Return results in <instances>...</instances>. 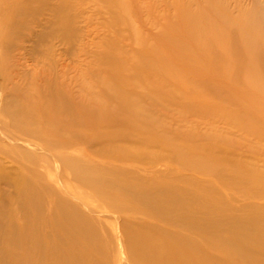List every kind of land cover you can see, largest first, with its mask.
I'll return each instance as SVG.
<instances>
[{"label":"bare ground","instance_id":"bare-ground-1","mask_svg":"<svg viewBox=\"0 0 264 264\" xmlns=\"http://www.w3.org/2000/svg\"><path fill=\"white\" fill-rule=\"evenodd\" d=\"M83 1L0 0V264H264V204L244 201L264 165L234 157L224 133L195 142L164 123L131 81L141 56L117 38L98 41L99 66L77 83L57 42L89 57ZM98 1L117 26L121 0ZM168 4V43L182 47L150 50L141 66L183 90L194 81L225 121L264 128V0Z\"/></svg>","mask_w":264,"mask_h":264},{"label":"rangeland","instance_id":"rangeland-1","mask_svg":"<svg viewBox=\"0 0 264 264\" xmlns=\"http://www.w3.org/2000/svg\"><path fill=\"white\" fill-rule=\"evenodd\" d=\"M169 1H172L173 3V0H121V13L123 14V20H121V22L115 27L110 22L108 15L105 14L106 10L104 8V4L102 5L98 0H84L82 3H78L76 9L79 10L81 6L86 18L83 19L84 21L81 22V25L85 26L84 29L86 34H91L89 38L90 42L86 46L89 57L84 54L85 49L82 53L78 54L79 56H74L75 54L72 53V50L68 51L71 47L69 44L56 41L58 44V51L63 54V63L72 64L74 68L71 72V76H75L78 80L77 83H79V81L81 83L83 79H88L87 81L89 82V76H85L86 69L90 66L93 68H97L99 66V64L97 66L96 59L93 58V53L97 49L101 50V48H97V43H99L98 41H100V39L105 35H108L112 40L117 38L116 40L121 44V48H124L132 54L133 52H136V56H141L140 60L138 57H134L131 62L134 63L136 60L138 61V68L137 71H135L136 74L134 75V78L131 79L130 75L125 73L123 76L127 75L128 79H131L133 85L138 88L137 90L147 95L148 102H150L156 113L161 116L164 123L169 124V126L171 123L174 127H179L181 130L189 132L190 136L188 140L195 142H200L198 134L201 132L207 133L208 135L210 134L209 136L211 137H214L213 135L215 132H219L220 134L224 133L228 137L234 139L237 143L234 146V152H236L234 157L237 156V158H243L246 162L248 161L247 163L263 168L264 128L260 122L258 123L257 120L251 121L253 125H256V130L258 129L257 131L251 132L249 131L250 129H245L244 126L246 124L243 126V123L241 125H236L228 120L225 121L220 116V113L212 111V108H210L208 103L204 104L203 98L205 96L200 97V95H203V90H201L194 81V83L192 82L190 88L183 90L181 88H176L170 82L171 80H168L166 75L161 73L162 71L160 69H151L141 66L143 64V60L146 58L144 55H146V52L150 53V50L153 51L160 49L159 51H163V48L168 47L172 50L170 52H177L180 47H182L173 44L170 47L168 43L170 42L169 39L172 38L174 32L173 27H170L168 24V16L170 14L173 16L176 12L175 7L172 9L168 4L170 3ZM119 31H121V35ZM115 35H119L120 37H115ZM92 39L94 42H91ZM78 45L79 43L77 42V45L73 46L74 51H81V49H78ZM41 57H43L42 54L39 55V58L36 57L37 63L42 62ZM32 61H34V59ZM173 64L177 70L182 72H197L199 68L196 63H190L185 60H174ZM90 74L91 73H89V75ZM192 96L194 98H188ZM226 107H228L227 110L230 111L236 109L234 106H230L229 104ZM205 117L210 120L212 119L211 122L209 119L206 120ZM195 133L197 136L193 135ZM183 141L186 140L184 139ZM205 141L206 143L203 141L201 142L206 146H209L210 143L213 142L207 139ZM186 143H188V141H186ZM211 146L214 147V144H211ZM161 150L162 147L157 146L154 151H158V155L161 156L168 154L165 150ZM161 160V163L156 167L163 169L166 167L164 161L165 159L162 158ZM167 163L170 164L169 161ZM256 174L255 176L250 175L251 178H257L258 182H256L252 190L248 189L253 193L264 190V187H262L264 180L260 175L261 172L257 175ZM64 178L67 184L74 185L72 187H74L77 195L85 196L87 191V193L89 192L90 198L92 192L86 190L80 186V184L75 182L69 171L64 174ZM233 187H224L223 189L232 193L239 190V188H235V184ZM253 193L245 195L246 198H244V201L264 204V199L256 200L257 198L253 196ZM93 201L95 205L101 203L100 200L94 199ZM244 201H242L241 204L245 203Z\"/></svg>","mask_w":264,"mask_h":264}]
</instances>
